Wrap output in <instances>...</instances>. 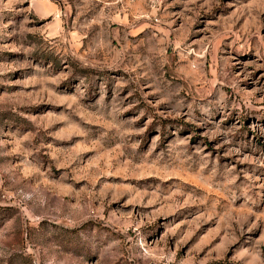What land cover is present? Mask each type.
I'll return each mask as SVG.
<instances>
[{
	"label": "rangeland",
	"instance_id": "1",
	"mask_svg": "<svg viewBox=\"0 0 264 264\" xmlns=\"http://www.w3.org/2000/svg\"><path fill=\"white\" fill-rule=\"evenodd\" d=\"M0 264H264V0H0Z\"/></svg>",
	"mask_w": 264,
	"mask_h": 264
}]
</instances>
